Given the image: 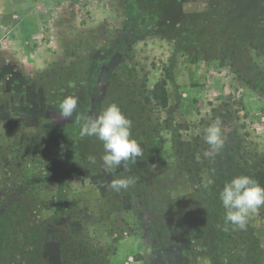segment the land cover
<instances>
[{
  "label": "rangeland",
  "instance_id": "374dc122",
  "mask_svg": "<svg viewBox=\"0 0 264 264\" xmlns=\"http://www.w3.org/2000/svg\"><path fill=\"white\" fill-rule=\"evenodd\" d=\"M132 0H0V145L13 141L16 126L26 132H34L41 127L49 129H71L80 133L81 124L77 115L95 116L102 109V99L109 88L111 78L116 84L126 85L117 94L118 103L124 114L132 121V136L141 135L143 156L147 152V139L138 126L144 116L146 126H159L154 135L157 157L171 160L174 135L193 142L200 137L204 141V129L213 122L212 108H216L217 119L222 130L232 133L239 130L251 155L264 163V93L250 89L245 78L234 75L229 67L203 61L193 63L188 55L178 53L172 76L167 84L169 103L166 108H156L147 104L144 110L134 101V95L153 89L164 76L163 69L171 65L172 47L160 38H147V28L143 22L134 27V35L127 44L129 57L126 60L116 50L106 48L112 44L111 34L120 35L127 17V4ZM147 4V0H145ZM187 14H219L224 8H238L239 0H181ZM264 9V8H263ZM260 13V12H259ZM264 16V12H261ZM258 32V31H257ZM258 52H252L253 60L264 70V28L258 32ZM128 52V51H127ZM125 49V54L127 53ZM173 63V62H172ZM87 68L96 71V83L92 92V108H87L86 88L78 84L85 78ZM58 71L53 81L65 84L66 91L56 87L44 89L36 80L39 75ZM72 81H77L74 85ZM58 83V86H60ZM125 87V86H124ZM78 98L77 112L70 119L59 116L57 99L67 96ZM122 101L120 97H124ZM130 99V100H129ZM128 103L127 110L122 108ZM135 118V119H134ZM151 120V122H149ZM136 130L137 133H134ZM71 132V133H72ZM86 142L80 141L75 157V172L68 188L69 207L72 212L63 223H71L80 228L86 219L95 246L106 249L110 245L107 232L100 224H95V204L102 198L105 187L116 174L141 173L150 176V166L145 158H137L129 163L128 169L117 168L106 171L102 161L91 163L85 157ZM246 150V149H245ZM29 178L40 173V166L28 162L25 166ZM113 172V173H112ZM194 186L181 183L175 194L179 197L190 195ZM43 203L39 210L42 223L48 228L42 250L46 264H61L58 230L53 219L58 194L55 184L39 189ZM12 196L0 192V213L3 201H11ZM81 202L80 207L77 203ZM76 203V204H75ZM89 204V207L83 204ZM87 205V204H86ZM125 218L132 228V234L119 245L111 257V264H214L205 257L193 261L181 246L164 250L155 246L148 237L147 214L136 211L130 196L123 198ZM254 232L264 244V207L251 217ZM95 224V225H94ZM211 231V230H210Z\"/></svg>",
  "mask_w": 264,
  "mask_h": 264
},
{
  "label": "trees",
  "instance_id": "16d2710c",
  "mask_svg": "<svg viewBox=\"0 0 264 264\" xmlns=\"http://www.w3.org/2000/svg\"><path fill=\"white\" fill-rule=\"evenodd\" d=\"M239 3L238 8L227 6L219 14H187L181 0H147V4L145 0H132L127 4V17L120 35L111 34L108 38L114 44L106 48L116 50L127 67L125 62L132 51L127 50V44L136 36L134 27L143 22L147 38L165 40L173 51V58L169 59L171 65L163 69V78L153 89L145 90L144 100L138 99L143 94L132 93L130 106L133 107L131 101L140 105L141 110L147 104L156 108L168 106L166 87L178 53L188 55L193 63L203 61L229 67L234 75L245 78L250 89L264 93V70L252 58V52L260 49L258 32L260 27L264 28V16L261 15L264 0H239ZM262 51L264 53L262 49L260 53ZM85 71V78L78 84L86 88V106L92 108L90 95L95 88L97 70L87 68ZM58 73L54 70L37 76L36 80L44 89L55 86L56 90L64 92L68 87L52 80ZM115 82L116 78H111L102 99L103 108L111 103L119 105L117 94L125 90L126 85ZM72 83L75 85L77 81ZM125 98L120 97L122 101ZM127 106L128 103L122 108L127 110ZM212 113L215 121L216 108H212ZM144 122L147 120L141 116L137 123L138 126L142 124L140 128L147 139V152L143 158L147 154L150 176L146 180L140 168L135 170L139 173L115 175L113 179L130 176L135 183L120 192L106 186L102 198L95 204V224L105 228L110 241L106 249L95 246L92 229L87 225L92 223L89 222L91 219L84 220L85 224L80 228L63 223L72 212L68 188L76 168L74 155L79 152L78 144L87 141L85 157L89 160L90 156H95L102 161V142L95 137H81L80 133L68 128L41 127L26 132L16 126L12 143L0 145V192L12 196L11 201L1 204L0 264H46L42 250L48 228L37 213L44 206L48 207L43 203L39 189L51 184L58 187L53 219L58 230L61 264H111V257L117 253L119 245L132 234L124 216L125 196L133 199L136 211L147 214L148 237L161 249L179 245L193 261L205 257L214 264H264V244L254 232L251 219L246 230H233L231 225L225 230V210L219 199L225 183L239 175H248L264 186V163L251 155L239 130L232 133L222 130L225 145L215 157L204 156L209 145L200 143V137L191 142L183 140L180 134L174 135L173 158L161 160L157 157L154 136L158 134L159 126H146ZM132 137L138 142L143 141L141 135ZM28 162L40 166L39 175L27 176L25 166ZM182 182H188L194 188L190 195L181 198L175 192ZM86 204L83 205L89 207ZM81 205V202L77 203L78 207Z\"/></svg>",
  "mask_w": 264,
  "mask_h": 264
},
{
  "label": "clouds",
  "instance_id": "9594fccd",
  "mask_svg": "<svg viewBox=\"0 0 264 264\" xmlns=\"http://www.w3.org/2000/svg\"><path fill=\"white\" fill-rule=\"evenodd\" d=\"M78 98L65 97L58 105L62 120L70 119L77 112ZM81 124V137H95L103 145L101 157L106 171L117 168L128 169L129 163H135L143 156L141 143L132 137V121L124 114L117 103L104 107L95 116L77 115L76 122ZM204 141L209 150L205 157H215L224 148L225 138L219 119L213 121L204 129ZM199 158V157H198ZM91 163H96V157L90 156ZM135 180L128 177L114 178L107 185L110 190L120 192L127 190ZM219 199L225 210V230L231 225L233 230H246L248 221L261 207H264V186L248 175H239L226 182L219 192Z\"/></svg>",
  "mask_w": 264,
  "mask_h": 264
},
{
  "label": "flooded vegetation",
  "instance_id": "af4514ba",
  "mask_svg": "<svg viewBox=\"0 0 264 264\" xmlns=\"http://www.w3.org/2000/svg\"><path fill=\"white\" fill-rule=\"evenodd\" d=\"M118 176V174H116Z\"/></svg>",
  "mask_w": 264,
  "mask_h": 264
}]
</instances>
